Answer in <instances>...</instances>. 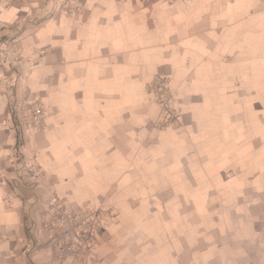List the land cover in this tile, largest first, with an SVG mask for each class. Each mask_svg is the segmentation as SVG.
Instances as JSON below:
<instances>
[{"label": "crops", "instance_id": "obj_1", "mask_svg": "<svg viewBox=\"0 0 264 264\" xmlns=\"http://www.w3.org/2000/svg\"><path fill=\"white\" fill-rule=\"evenodd\" d=\"M56 200L116 213L95 264H264V0H0V264Z\"/></svg>", "mask_w": 264, "mask_h": 264}, {"label": "built area", "instance_id": "obj_2", "mask_svg": "<svg viewBox=\"0 0 264 264\" xmlns=\"http://www.w3.org/2000/svg\"><path fill=\"white\" fill-rule=\"evenodd\" d=\"M16 39L10 45L16 44ZM2 59V58H1ZM154 101L160 106L162 118L159 126L171 127L179 122V112L172 102L169 80L157 76L148 86ZM44 116L41 106L34 108L33 117L39 122ZM54 221L46 223L44 230L49 231L52 250L57 254L56 264H92L93 247L105 230L110 219L116 216L112 210L104 211L98 208L72 210L68 205L54 201Z\"/></svg>", "mask_w": 264, "mask_h": 264}, {"label": "rangeland", "instance_id": "obj_3", "mask_svg": "<svg viewBox=\"0 0 264 264\" xmlns=\"http://www.w3.org/2000/svg\"><path fill=\"white\" fill-rule=\"evenodd\" d=\"M49 197H51V196H49ZM36 214H38L39 216H40V218L42 219L41 220V223H42V227H43V229H44V227H45V225H46V223H50L52 220L51 219H53V221H54V210H51V207H50V205L48 206H46L45 207V205H38L37 207H36V209H35V211H34V216L36 215ZM45 232H46V234H47V237H48V244H50V246H51V242H50V237H49V231H46V230H44ZM106 232H107V226H106V230H105V232H104V234L101 236V237H103L105 234H106ZM100 237V238H101ZM100 238H98V240H97V242L95 243V245L99 242V240H100ZM94 245V246H95ZM53 246H51V248H52ZM93 250H94V248H93ZM53 254H54V256H55V262L57 263V254H56V251L53 249ZM93 253H94V251H93ZM93 253H92V255H91V261H92V264H95V260L93 259Z\"/></svg>", "mask_w": 264, "mask_h": 264}, {"label": "trees", "instance_id": "obj_4", "mask_svg": "<svg viewBox=\"0 0 264 264\" xmlns=\"http://www.w3.org/2000/svg\"><path fill=\"white\" fill-rule=\"evenodd\" d=\"M15 126L17 130V146L19 148L23 145V137H22V130L20 128V124L17 120H15Z\"/></svg>", "mask_w": 264, "mask_h": 264}]
</instances>
